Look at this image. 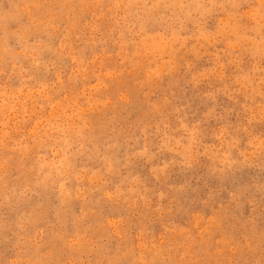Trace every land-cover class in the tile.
Wrapping results in <instances>:
<instances>
[{"label":"rangeland","instance_id":"1","mask_svg":"<svg viewBox=\"0 0 264 264\" xmlns=\"http://www.w3.org/2000/svg\"><path fill=\"white\" fill-rule=\"evenodd\" d=\"M0 178V264H264V0H0Z\"/></svg>","mask_w":264,"mask_h":264},{"label":"bare ground","instance_id":"2","mask_svg":"<svg viewBox=\"0 0 264 264\" xmlns=\"http://www.w3.org/2000/svg\"><path fill=\"white\" fill-rule=\"evenodd\" d=\"M91 2V1H90ZM27 12V11H26ZM57 25V24H56ZM24 35V34H23ZM69 43V42H68ZM82 43V42H81ZM34 47V46H33ZM106 63V62H105ZM65 68V67H64ZM115 74V73H114ZM211 78V77H210ZM147 84V83H146ZM158 84V83H157ZM32 93V92H31ZM25 96V95H24ZM101 110V109H100ZM179 147V146H178ZM195 162V161H194ZM18 166V165H17ZM1 179V178H0ZM132 202V201H131ZM131 208V207H130ZM18 221V220H17ZM114 238V237H113ZM103 246V245H102ZM198 248V247H197ZM59 250V249H58ZM123 258V257H122ZM156 260V259H155ZM262 263V262H261Z\"/></svg>","mask_w":264,"mask_h":264}]
</instances>
